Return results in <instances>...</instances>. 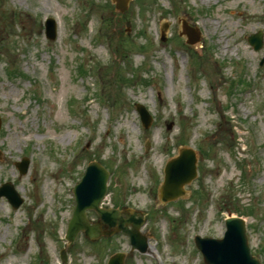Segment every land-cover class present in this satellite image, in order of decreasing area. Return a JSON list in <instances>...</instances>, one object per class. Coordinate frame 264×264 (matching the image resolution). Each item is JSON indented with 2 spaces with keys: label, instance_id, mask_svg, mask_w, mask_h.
Masks as SVG:
<instances>
[{
  "label": "rangeland",
  "instance_id": "374dc122",
  "mask_svg": "<svg viewBox=\"0 0 264 264\" xmlns=\"http://www.w3.org/2000/svg\"><path fill=\"white\" fill-rule=\"evenodd\" d=\"M259 30L264 41V0H131L122 12L110 0H0V186L24 199L0 197V264H106L119 251L125 264H207L194 236L222 237L230 214L247 219L264 264V45L247 39ZM137 103L154 117L147 129ZM184 146L199 174L163 202L165 163ZM93 158L111 170L103 205L135 209L151 249L80 232L62 263L67 185Z\"/></svg>",
  "mask_w": 264,
  "mask_h": 264
},
{
  "label": "water",
  "instance_id": "95a60500",
  "mask_svg": "<svg viewBox=\"0 0 264 264\" xmlns=\"http://www.w3.org/2000/svg\"><path fill=\"white\" fill-rule=\"evenodd\" d=\"M117 9L125 11L130 0H113ZM46 33L51 39L57 36V24L54 18L50 17L46 21ZM198 37L190 34V42L194 43ZM250 43L259 49L263 45L262 32L252 34L249 38ZM142 114V119L146 126L151 123V117L142 105H138ZM1 122V119H0ZM197 157L194 150L182 148L180 155L173 158L166 167V177L164 185L160 188V196L163 201H168L182 196L185 193L184 185L189 183L197 175ZM21 174L28 171L29 161L17 163ZM107 174L102 167L93 164L88 169L83 181L75 191L77 194L78 205L75 210L74 218L69 224L67 238L70 244H73L79 231L84 230L85 234L96 239L102 233L100 224L91 225L87 219L86 209L93 208L101 218L111 226H118L119 229L127 231L131 237L134 246L145 248V245L139 240L138 227L141 223L134 216L130 219H123L119 211L100 208V202L106 192ZM5 195L15 208H18L23 199L17 193L11 183H5L0 188V196ZM133 222L135 230H129L126 225ZM197 245L204 254L205 261L208 264H260L259 259L253 256L247 241L246 228L244 221L239 217H231L227 220V231L222 239L215 238H196ZM124 254L117 253L113 256L109 264H125ZM62 258L67 260L66 251H62Z\"/></svg>",
  "mask_w": 264,
  "mask_h": 264
}]
</instances>
